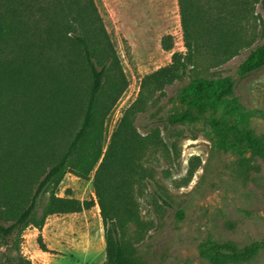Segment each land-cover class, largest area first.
Segmentation results:
<instances>
[{"label": "trees", "instance_id": "1", "mask_svg": "<svg viewBox=\"0 0 264 264\" xmlns=\"http://www.w3.org/2000/svg\"><path fill=\"white\" fill-rule=\"evenodd\" d=\"M179 6L186 51L144 78L108 142L107 122L130 81L96 1L0 0V264H33L22 249L27 229L42 233L51 216L97 205L60 196L68 174L94 176L104 264H144L138 246L151 226L140 195L156 179L148 161L166 146L159 130L142 135L136 121L176 83L184 85L169 124L208 122L217 146L264 160V138L251 127L259 110L242 104L232 76H208L247 50L238 75L264 68V43L257 45L264 0H179ZM174 45L173 36L163 38L164 50ZM39 242L48 253L42 235ZM262 250L264 241L239 248L209 239L200 252L213 264H240Z\"/></svg>", "mask_w": 264, "mask_h": 264}, {"label": "rangeland", "instance_id": "2", "mask_svg": "<svg viewBox=\"0 0 264 264\" xmlns=\"http://www.w3.org/2000/svg\"><path fill=\"white\" fill-rule=\"evenodd\" d=\"M95 1L130 81L107 122L110 142L124 111L138 98L144 78L169 65L173 54L185 52L186 47L179 0ZM257 11L262 15L260 29L264 30V10L259 7ZM165 36H173V51L163 49ZM263 43L264 35L257 45ZM250 51L213 69L208 76L234 78L242 104L259 110L251 127L264 138V68L246 77L238 75ZM183 85L168 87L136 121L142 135L159 130L166 146L148 161L156 179L140 195L142 217L151 226L138 246L144 264H213L200 252L209 239L239 248L264 241V160L252 152L241 155L217 146L208 122L169 124L168 117L178 106L177 96ZM93 178L82 180L68 174L60 196L95 200V207L51 216L42 233L35 228L25 231L22 249L33 264L106 262L105 226ZM41 235L48 253L42 250ZM240 264H264V250L252 262Z\"/></svg>", "mask_w": 264, "mask_h": 264}]
</instances>
